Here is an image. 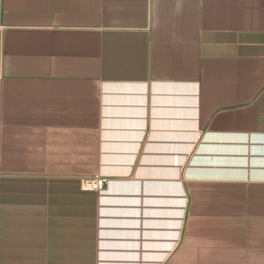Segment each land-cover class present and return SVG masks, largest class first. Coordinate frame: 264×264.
Returning a JSON list of instances; mask_svg holds the SVG:
<instances>
[{
  "label": "crops",
  "instance_id": "crops-1",
  "mask_svg": "<svg viewBox=\"0 0 264 264\" xmlns=\"http://www.w3.org/2000/svg\"><path fill=\"white\" fill-rule=\"evenodd\" d=\"M0 264H264V0H0Z\"/></svg>",
  "mask_w": 264,
  "mask_h": 264
},
{
  "label": "built area",
  "instance_id": "built-area-1",
  "mask_svg": "<svg viewBox=\"0 0 264 264\" xmlns=\"http://www.w3.org/2000/svg\"><path fill=\"white\" fill-rule=\"evenodd\" d=\"M106 184L105 178L94 175L93 177H83L81 179V185L85 190L101 192Z\"/></svg>",
  "mask_w": 264,
  "mask_h": 264
},
{
  "label": "rangeland",
  "instance_id": "rangeland-1",
  "mask_svg": "<svg viewBox=\"0 0 264 264\" xmlns=\"http://www.w3.org/2000/svg\"><path fill=\"white\" fill-rule=\"evenodd\" d=\"M184 171H185V169L182 170V172H184ZM103 244H104V247L103 248L105 250H107V251L108 250H111L112 251L115 248V246L119 245L117 243H103ZM167 244L168 243H147L146 250L156 251V250H159L160 249L162 251H165L166 250L165 247H166ZM99 245H101V243ZM125 249H128V248L125 247ZM151 253H153V252H151Z\"/></svg>",
  "mask_w": 264,
  "mask_h": 264
}]
</instances>
